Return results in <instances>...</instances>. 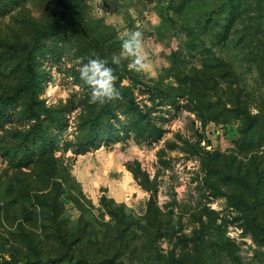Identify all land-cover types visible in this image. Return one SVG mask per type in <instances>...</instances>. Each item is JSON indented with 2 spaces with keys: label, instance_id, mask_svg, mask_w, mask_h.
Segmentation results:
<instances>
[{
  "label": "rangeland",
  "instance_id": "374dc122",
  "mask_svg": "<svg viewBox=\"0 0 264 264\" xmlns=\"http://www.w3.org/2000/svg\"><path fill=\"white\" fill-rule=\"evenodd\" d=\"M229 11L235 19L228 25ZM229 11L228 0H0V111L7 95L18 93L20 105L14 121L0 125V264L107 259L99 253L117 243L120 217L103 197L130 223L126 241L106 256L110 264H264V244L243 228V200L252 194L230 178L257 185L251 193L264 220V145L242 144L243 113L264 116V0H237ZM128 31L142 33L144 71L128 60L111 64ZM32 41L41 46L35 90L25 71ZM93 52L115 69L122 99L88 102L78 61ZM153 88L176 100L154 110L159 133L146 141L116 107L126 98L144 108L160 102ZM107 113L116 115L112 139L101 136L98 149L77 154L74 142ZM34 133L55 136L57 145L23 168L7 151L35 153L39 144L27 140ZM54 183L64 189L57 207ZM152 194L174 233L150 257ZM56 225L79 238L74 262Z\"/></svg>",
  "mask_w": 264,
  "mask_h": 264
},
{
  "label": "trees",
  "instance_id": "16d2710c",
  "mask_svg": "<svg viewBox=\"0 0 264 264\" xmlns=\"http://www.w3.org/2000/svg\"><path fill=\"white\" fill-rule=\"evenodd\" d=\"M237 0H228V11L230 8H232ZM229 13L228 18V25L233 22L235 19L233 13L231 11ZM53 29V26H50L49 30ZM76 30L82 36L83 38H88V34L86 32L85 27L81 23L79 19L76 20ZM229 31V29H228ZM45 32V31H43ZM227 32V31H226ZM38 34H42V32H39ZM35 42L39 40V37H35ZM34 41L28 43L25 47L26 49V56H25V71L30 79L28 86L31 90H35L40 86L42 79H39V76L37 75L35 68H34V62L36 59V56L40 54L41 46L35 43ZM151 95L154 98L160 99V102H156L155 104H152L150 107H141L136 101H134L131 98H126V101L119 103V105L116 107L117 109H123V111L126 113L127 116L130 117V123L133 126V132H135L140 139L149 140L152 138H156L155 135L159 133V129L156 127V117L153 116L154 110L158 106H164L167 102L174 103L176 99H174L171 95L165 93L162 90H159L157 88H153L150 91ZM18 93L11 95V96H5L3 98L2 102V108L0 111V125L3 120L4 122H10L14 121V111H17L18 108H20L18 97L16 96ZM30 103V100H29ZM167 103V104H169ZM31 108V106H30ZM109 113H107L104 117L101 119H98L97 121H92L87 125V135L83 139H78L74 142V145L76 146V153L77 154H84L92 149H98L100 147V143H98V138L107 136L106 142H109L111 137V131H113L114 125L112 124V119L115 118L116 115H113V117L108 116ZM14 116V117H13ZM244 116V128L242 130V144L243 148L245 150H256L257 148H260L264 145V116L258 114V115H249L246 113H243ZM27 140H33L35 143H38V150L35 153H32L31 155L28 153L20 155L18 150H8L7 154L10 160H16L17 164H19L23 168L29 169V167L32 165L33 157L35 160L39 158L40 156L44 157L48 152L52 153L54 151V147L57 145V139H55V136L45 137L43 134H37L34 133L32 137H27ZM104 140V139H103ZM104 142V143H106ZM52 160H56L53 157H51ZM230 178L233 181H240L244 182L247 187L246 190L252 194L251 201H244L246 210L243 213V228L245 231H247L249 234H251L252 238L258 243V244H264V220H262L258 213V204L260 202V199L258 196H255L254 193H251L253 191L257 192V187L253 186L256 185L255 183H252L249 181L247 177L242 176H230ZM253 184V185H251ZM61 183H54V186L52 188L54 194V206L57 207V199L60 197L61 193H63L64 189L61 187ZM257 186V185H256ZM155 195L152 194L149 203H148V215L151 220V230L149 235V242L147 244V251L148 254L153 256L155 252L157 251V241L161 239L162 237H168L171 236L174 233V230L170 226V219L163 220L160 219L161 212L157 208L156 209V200ZM102 204L108 208L111 216L114 218H119L120 220L118 223L120 226L116 228L117 233L119 235V239L117 238L116 244H110L106 250H102L99 253V256H103L107 259L101 260L96 259V257H88V256H81L76 261L73 257L74 250L77 247V244L80 242L79 238L75 235L69 234L67 231H64L60 226L56 225L54 227V233L55 237L58 241H60L66 248H67V256L70 258L74 264H110L112 263L111 259L112 257H106L109 256L110 251H116L118 250V246L120 240L122 243L126 241L127 238V232L130 230V223L126 220L124 213L120 212L119 210H114L111 208V205L108 204L106 199L103 197L101 199ZM112 201H109V203ZM82 240V239H81ZM94 260V261H91ZM40 264H48V262H42L40 261ZM27 264H32L31 262H27Z\"/></svg>",
  "mask_w": 264,
  "mask_h": 264
},
{
  "label": "clouds",
  "instance_id": "9594fccd",
  "mask_svg": "<svg viewBox=\"0 0 264 264\" xmlns=\"http://www.w3.org/2000/svg\"><path fill=\"white\" fill-rule=\"evenodd\" d=\"M121 50L113 54L111 64L121 66L122 61H130L129 67L137 72L146 70L147 55L144 52L143 36L140 31H128L121 38ZM86 63L78 61L79 78L90 90L89 103L104 105L114 100L122 99V94L116 87L118 79L115 69L109 66V60L101 58L93 52Z\"/></svg>",
  "mask_w": 264,
  "mask_h": 264
}]
</instances>
